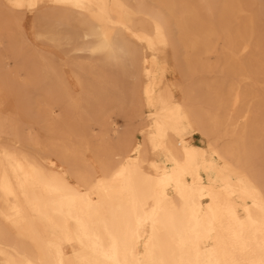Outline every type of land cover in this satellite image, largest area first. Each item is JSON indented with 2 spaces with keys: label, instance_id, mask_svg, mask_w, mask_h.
<instances>
[{
  "label": "bare ground",
  "instance_id": "obj_1",
  "mask_svg": "<svg viewBox=\"0 0 264 264\" xmlns=\"http://www.w3.org/2000/svg\"><path fill=\"white\" fill-rule=\"evenodd\" d=\"M28 11L58 52L0 60V264H264V0H0L1 41ZM170 60L221 77L177 95Z\"/></svg>",
  "mask_w": 264,
  "mask_h": 264
},
{
  "label": "rangeland",
  "instance_id": "obj_2",
  "mask_svg": "<svg viewBox=\"0 0 264 264\" xmlns=\"http://www.w3.org/2000/svg\"><path fill=\"white\" fill-rule=\"evenodd\" d=\"M3 10L8 11V6L3 3ZM35 17L34 13L28 11L23 13V18L18 26L14 27L13 24L8 26L6 32H3L1 35L0 40V55L2 58L0 59L2 63L5 64V68L8 71L17 72L18 70L20 76H18L19 80H25L26 73L29 70L33 69V64L31 61L39 60L41 65L44 63L43 60L48 58L50 61L56 63V55L58 49L52 41L46 39H39L37 38V30L35 25ZM264 24V19H263ZM47 27H44L46 29ZM8 55H13L8 57ZM17 56V57H14ZM44 58V59H43ZM215 60H212V62ZM40 68V65H38ZM39 70V69H38ZM166 78L167 81L175 86V92L177 95L182 94V89L184 85H188L190 82H197L200 78H203L208 81H213L221 75L217 74L216 72H200V70H195L192 74L191 79L185 80L182 72H181V60L174 61L170 60L166 70ZM40 80V79H38ZM13 100V98H12ZM11 100V101H12ZM131 105L126 106L127 112H133ZM6 115L10 116L11 118L17 119L16 125L19 127L18 134L20 138L26 140V149L28 150H37V148L31 145L30 137H36L40 139H48L50 136L49 133L43 128L44 123L40 122L39 114L35 113L33 110L28 111H19L17 108L11 107L7 110ZM264 116V113H263ZM113 119L117 122L120 126L122 132V138L126 139H133L135 141L145 140L147 138L148 128L146 125L143 124L140 118H132L127 119L126 116L123 114L113 115ZM128 125V128L126 125ZM100 132V129L97 128L94 131V134L97 135ZM256 134L252 136V146H255L257 142ZM259 136V135H258ZM256 137V138H255ZM14 137L12 135H8L6 137L5 142L8 144H13L12 139ZM225 139L220 141V144L223 143ZM96 143V139H94ZM195 144L198 145H206L208 142V138H205L201 135L196 140H193ZM31 143V144H30ZM111 143L117 147L118 138L111 137ZM88 158L93 159L92 152L88 153Z\"/></svg>",
  "mask_w": 264,
  "mask_h": 264
}]
</instances>
